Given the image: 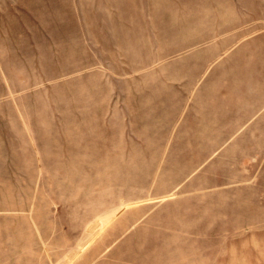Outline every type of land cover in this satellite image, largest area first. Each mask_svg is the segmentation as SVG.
<instances>
[{
    "label": "rangeland",
    "instance_id": "obj_1",
    "mask_svg": "<svg viewBox=\"0 0 264 264\" xmlns=\"http://www.w3.org/2000/svg\"><path fill=\"white\" fill-rule=\"evenodd\" d=\"M0 264H264V0H0Z\"/></svg>",
    "mask_w": 264,
    "mask_h": 264
}]
</instances>
